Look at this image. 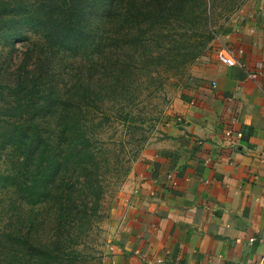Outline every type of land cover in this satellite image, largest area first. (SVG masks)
<instances>
[{
  "label": "crops",
  "instance_id": "1",
  "mask_svg": "<svg viewBox=\"0 0 264 264\" xmlns=\"http://www.w3.org/2000/svg\"><path fill=\"white\" fill-rule=\"evenodd\" d=\"M223 48L236 65L218 62ZM218 51L185 79L112 207L106 264H264V0Z\"/></svg>",
  "mask_w": 264,
  "mask_h": 264
},
{
  "label": "trees",
  "instance_id": "2",
  "mask_svg": "<svg viewBox=\"0 0 264 264\" xmlns=\"http://www.w3.org/2000/svg\"><path fill=\"white\" fill-rule=\"evenodd\" d=\"M208 4L209 0H4L0 190L14 191L13 211L17 200L24 202L31 207L30 217L39 204L60 203L70 192L98 190L94 170L102 160L90 145L93 133L86 111L98 108L108 92L115 98L127 89L134 83V71L154 66L142 61L146 55H140L141 48L161 37L160 25L169 14L193 8L206 13ZM26 41L31 47L21 64L11 68L14 44ZM58 55L71 60V65L63 64L65 73L52 66ZM0 202L4 205L5 195ZM16 217L9 234L4 226L0 264L46 261L45 247L30 239L29 231L21 234ZM30 246L34 250L28 251ZM69 260L76 264V258Z\"/></svg>",
  "mask_w": 264,
  "mask_h": 264
},
{
  "label": "rangeland",
  "instance_id": "3",
  "mask_svg": "<svg viewBox=\"0 0 264 264\" xmlns=\"http://www.w3.org/2000/svg\"><path fill=\"white\" fill-rule=\"evenodd\" d=\"M248 1L209 0L206 13L193 8L169 14L168 21L165 19L158 29L161 37L152 38L141 48L140 55H146L142 61L154 66L146 72L134 71L133 84L115 98L108 92L104 103L86 111L88 129L93 133L89 135L93 139L90 145L102 160L94 170L98 190L95 193L90 190L70 192L60 203L39 204L32 207L30 217L31 207L24 202L17 200V208L12 210V201L16 199L13 190L5 193L0 190V200L5 195L6 209L5 213L0 202V241H4V226L9 234L12 229L9 224L18 220V215L21 234L29 231L30 239L46 249L47 260H38L37 264H69V258L71 262L76 258V264H106L114 233L110 220L112 207L129 182L139 175L150 143L163 135V121L171 100L185 79L192 75L194 66L200 61L207 62L218 51L230 22L244 10ZM0 10L4 13V0H0ZM31 40L38 41L35 36H31ZM30 44L27 41L14 44L9 61L11 68L21 64ZM55 57L52 66L57 73H65L63 64L71 65V60H65L62 55ZM134 59L141 62L139 57ZM0 84H4V15H0ZM65 85L71 86V83ZM128 112L130 114L126 115ZM0 114L3 121L4 88H0ZM3 159L4 151L0 149V168H4ZM32 249L34 247H28V251ZM7 255H10L8 250Z\"/></svg>",
  "mask_w": 264,
  "mask_h": 264
},
{
  "label": "built area",
  "instance_id": "4",
  "mask_svg": "<svg viewBox=\"0 0 264 264\" xmlns=\"http://www.w3.org/2000/svg\"><path fill=\"white\" fill-rule=\"evenodd\" d=\"M242 49H239L238 50V53L239 54H242ZM217 60L218 62L222 63V64H225L227 66H234L236 65V60H235V57H234V53L233 51L231 50H228V49H220L218 52H217ZM257 73H252L253 76H255ZM232 264H246L244 262H235V263H232Z\"/></svg>",
  "mask_w": 264,
  "mask_h": 264
}]
</instances>
